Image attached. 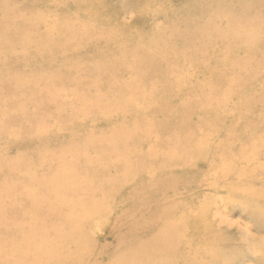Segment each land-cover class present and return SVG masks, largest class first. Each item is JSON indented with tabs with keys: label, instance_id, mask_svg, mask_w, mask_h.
Returning <instances> with one entry per match:
<instances>
[{
	"label": "bare ground",
	"instance_id": "1",
	"mask_svg": "<svg viewBox=\"0 0 264 264\" xmlns=\"http://www.w3.org/2000/svg\"><path fill=\"white\" fill-rule=\"evenodd\" d=\"M167 1L111 0L123 8L117 17L122 24L100 10L82 9L78 0H16L20 16L13 10L0 17V51L18 46L29 30L37 39L82 50H47L51 58L42 63L22 62L26 54L19 52L3 63L28 68L26 79L16 81V102L27 99L31 106L1 109L4 148L22 151L7 153L4 164V179L19 183L0 190V264H206L212 247H202L195 236L208 225L199 235L206 240L225 221L218 202L264 197L243 193L264 179V79L246 85L264 58V28L248 17L264 12V0H253L255 10L233 0L222 7L226 0H187L194 7L182 5L180 12L165 7ZM46 15L55 17L49 28L41 21ZM159 18L169 25H158ZM8 29L16 35L6 37ZM219 41L226 56L218 47L207 50ZM198 45L209 46L202 52ZM200 54L205 65H189ZM70 61L74 67L63 69L75 97L32 102L42 96V85L62 88L59 68ZM42 65L57 72L30 73ZM51 114L60 133L41 134L38 126ZM11 119L21 124L10 127ZM64 132L69 138L56 140ZM100 139L111 141L112 154L96 146ZM54 140L64 146L47 153ZM209 176L215 181L208 183ZM93 189L113 195L91 198ZM210 197L214 207L201 204ZM26 204L31 209L24 210ZM97 204L109 205V214L88 208ZM244 208L256 219L254 206ZM102 218L108 226L96 233L95 221ZM263 219L259 215L262 228ZM236 232L250 237L247 257L264 252L250 226ZM103 253H109L105 261L98 256Z\"/></svg>",
	"mask_w": 264,
	"mask_h": 264
},
{
	"label": "rangeland",
	"instance_id": "2",
	"mask_svg": "<svg viewBox=\"0 0 264 264\" xmlns=\"http://www.w3.org/2000/svg\"><path fill=\"white\" fill-rule=\"evenodd\" d=\"M233 1L240 2L241 5H242V3H245V5L247 6L248 9H254L255 8L252 5L253 0H233ZM256 1H259V0H256ZM78 2L80 4V6L82 7V9H85V10L87 9L89 11H93V10L99 11L100 10L102 15H107L109 18L112 19V21L115 24H122V20L118 19L117 17L119 15H121V10L123 8L120 4L117 5L116 3H114L115 1L112 3H109V2H111V0H78ZM190 3L187 0H168L167 5H165V7L167 6V8H170V10L171 9L173 10V8H175V6H176L177 11L179 10V12H180V7L182 5H187L190 7L191 6ZM230 3H231L230 0H226L222 3H219V5L222 7V6H224L223 4L226 5V4H230ZM20 5H21L20 2H16V0H14V1L13 0H0V17L4 16L6 13H14V12L17 15H19L20 9H21ZM238 5H239V3L235 4V6H238ZM192 7H194V6H191V8ZM229 7H231V6H229ZM73 9H76V7H74ZM13 10H14V12H12ZM221 10L225 11V13L228 11L226 9H221ZM32 11H33V9L29 10L28 14H30ZM129 12H130V15L129 16L127 15L128 17L126 18V22H128V23L130 22L129 17L132 15L131 11H129ZM255 12L257 14L249 15L248 23L250 24L251 21H255L253 24L259 25L261 28H264V12L260 14L258 9L255 10ZM172 13H174V12H172ZM19 16L17 17V20H19ZM46 17H47V15H46ZM54 18L55 17L48 16L47 18L42 19L41 21L44 24V27L49 28V26L53 25L52 20ZM168 22L169 21L167 19H164V18H159L157 20V24L163 25V26H165L166 24L169 25ZM130 25L131 24H126V25H121V26L124 28L129 27L130 29H133L132 27L135 28L134 25H131V26ZM10 27L12 28V25ZM258 28H256L255 31L253 32L254 35H257L259 33ZM29 31L30 32L24 34V36L18 37V39H19L18 41L20 42L18 44V46L11 45L8 47L9 49L4 48L2 51H0V65H4V67L0 66V72H2V73L7 72V69L9 67L11 68L10 74H6L2 78H0V125L6 123V119H3L1 116V109L2 108L8 107L12 110L14 108H16L17 110H20V109L28 108L31 106L28 103L27 99L24 100L22 102V104H21V100L19 102H16V98L18 97V89H19L16 81H17V79H20L18 76H23L26 79L25 76L27 74H29L28 73L29 71H27L28 68L27 67L23 68V66H21L19 68H15L12 65V63H8V64H3V63L10 61L12 56L19 55L20 54L19 52L26 54L24 57H22V60H21L22 62L29 63V62H32L33 60H36L37 63H42L43 58H47V59L51 58L49 55L46 54L47 50H50V51L52 50V52L54 51L53 52L54 54L59 53V52H64V51H71V50L72 51H82L81 49H75L74 46L62 45L61 47H59L56 45L57 43H55V39L49 40V39H46V37H40L37 39L35 36H33V32L31 30H29ZM41 31H45V30H41ZM263 34H264V30H263ZM15 35L16 34L12 30L8 29V35H6V37L11 38ZM250 40L251 41H255V40L257 41V39H250ZM18 41H16V42H18ZM220 44H221L220 41L218 43H213V45L208 47L207 50L210 51L212 48L218 47L219 48V49H217L218 52L222 53V49H221ZM83 45H81V46H83ZM206 46H209V45H203V46L198 45V47L195 46V49L197 51L206 52L204 49ZM179 49H181V48H179ZM231 49H235V48H231ZM225 54L226 53H224L223 56ZM52 56H54V55H52ZM132 56H134V54ZM137 57L140 58V55H137ZM205 59H206V57H204L203 55L200 54L198 57V62L197 61L196 62H190L189 65H194L196 63V66L199 65V66L203 67L205 65L204 64ZM89 62L90 61H86L87 64ZM180 65H181V63H179V66ZM65 67L66 68H68V67L73 68L74 65H73L72 61H70L69 63L62 62V66L59 68V73L61 74V72H63L65 74V77L61 83L62 88L61 89H59L60 87L59 88H51V86H49V88H45V86L42 85L40 87V90L42 91V94L41 93L40 94L42 96L38 97L36 100H34L32 102L41 103L44 101V103H47L48 97H52L54 100H56L55 102L57 104L61 100L70 99V98L72 99L75 97L76 93L73 95L72 94L70 95V93H69L72 90L70 88L68 89V83H67L68 79L67 78L69 75L67 76V74L65 73V70L63 69ZM40 68H42L45 71L42 70L40 72H37V71H35V70L33 71L31 69L30 73H32L33 75L38 74V73L51 75V74H53V73L55 74L57 72L56 69H50L49 65H47V66L42 65ZM163 68H165V66H163ZM252 70H254L257 74L249 76L246 80V85H253V84L260 82L262 79H264V76L262 75V73L264 72V58H262L257 63H255V66ZM183 72H184L183 70H182V72L176 71V73H178V74L179 73L182 74ZM70 74H71V72H70ZM172 74H174V73H172ZM31 76H30V78H31ZM39 77H41V75ZM159 77H161V76H159ZM121 79H128V78L126 76H122ZM157 79H160V78H157ZM10 82L11 83L13 82L15 84H9ZM9 86H12V87L8 88ZM68 97H70V98H68ZM118 105H119V102H117L114 105V107H117ZM56 120H58L56 114L49 115L46 118L45 123L38 126L39 132L41 134L44 133L47 135H50L52 133L53 134H59L60 131L56 127V125L59 123ZM9 122L11 125L10 127H17V125L21 124L18 121H14V119H11L10 121H8V123ZM16 123H19V124L15 125ZM68 126L70 129H72L75 126V123L71 122V123H69ZM6 128H7V126H6ZM7 134H5V136H3V134H0V178H1L0 179V190L6 189V188H8V189L13 188L16 186V184L19 183V181L16 180L15 178L4 179V177H5L4 164L8 160L7 159V153H9V156L11 157L12 155H17L19 152L22 151L19 148H15V147L10 149V151H7L8 149L4 148V141L6 139L5 137ZM69 136L70 135H68L67 133L64 132L63 135L59 136V138H61V139H56L55 137H52V139H56V140H60V141H62V140L66 141V139H68ZM56 140L50 141L49 145L51 147H49L45 150L47 153H49L50 151H53V150L59 151L60 147L64 146L63 144L59 145V143ZM208 145H210V144H208ZM96 146L99 147V149H104V148H108V147L111 148L107 152V154H112L114 152V149L112 148L113 145H112L111 141H109V140L100 139L99 142L96 144ZM27 152L30 153L29 151H27ZM82 154H84V153L82 152ZM49 161L51 162V160H49ZM111 161H112V159L107 160V162H111ZM23 165H24V163L20 164L19 168L23 167ZM214 178H215V176H209L208 177V183L215 181ZM229 188L230 187L227 186V189H229ZM252 188H244L243 193L244 192L250 193L253 191V194L258 192L259 197L261 195L264 196V179L258 180L257 185L255 187H252ZM98 192H99V189L98 190L93 189L88 194L91 195V198H94V197H96ZM240 192H242V190ZM109 195H113V193H111V192L107 193L106 192L105 196H109ZM242 195H244V194H242ZM105 196L97 195V197H101V198L105 197ZM212 196H214V195H212ZM222 196H223V198L225 197L224 195H222ZM248 198L250 199V197H248ZM214 199L216 200L215 197H213V198L210 197L209 199L207 198L201 204L214 207V203H216V201H214ZM241 199H242V197L239 195L237 197L238 203H234L233 205H227V204L223 205L222 202H218L219 206L222 208L221 212L224 215L223 218L225 221H223L222 224L217 227L216 232L209 230L208 238H206V240L201 239V236H199V235L202 234L203 231L207 230L208 225H205V226L200 225L198 227V228H200V227L201 228H200L199 234L195 237L200 239V244H202V247L205 248L206 244H209L212 247V250H211L212 256L209 255V256H207L208 258L206 257V260H207L206 264H208V263L209 264H264V252H263V250L260 253L255 254L256 257H251L252 259L247 257L246 256L247 254L245 253L246 247L247 246H250V248L253 247L252 245H250V243H251L250 237L248 238V234H246L247 232H242V235H238V233L236 232L238 227L240 229H245L246 225H247V227L250 226L252 232L254 234H256V236L260 237L257 245H259L260 248L262 247V245L264 246V224H263V228H262V226L260 225V223H262V221L259 220V215H261L264 218V197L263 198H256L255 199L256 201L252 200V199H251V201H242ZM84 202L87 203L85 200H84ZM75 203L72 202V203H69V205L72 207ZM246 205H251L252 207L254 206V208H256V212H255L256 219H253L254 217L249 218V216L245 212V208H244V207H246ZM21 206L24 208V210L31 209L27 204L21 205ZM88 208L92 212L97 213L99 215H108L109 214L108 213L109 205H107V206H101L99 204L93 205V206L88 205ZM201 208H203V207H201ZM227 208H228V210H227ZM211 211L212 210H209V212H211ZM107 221H108V219H105V218H102V219L95 221L96 233H98V230H100V229L102 230L108 226ZM20 222L23 223V225H24L28 221L24 222V221L20 220ZM16 225L19 226V221L16 223ZM112 227L113 226H110V228H112ZM106 231H108V229ZM116 253H117V251H116ZM108 254L109 253H103V254H99L98 256H100L101 260L105 261L106 259H108V257H107ZM110 254L113 255L112 252H110ZM114 255H117V254H114ZM262 260H263V263H261Z\"/></svg>",
	"mask_w": 264,
	"mask_h": 264
}]
</instances>
